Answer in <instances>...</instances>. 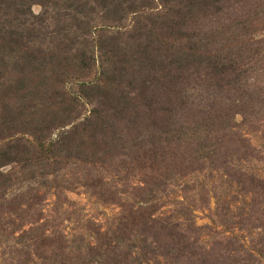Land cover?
Masks as SVG:
<instances>
[{
	"label": "rangeland",
	"instance_id": "rangeland-1",
	"mask_svg": "<svg viewBox=\"0 0 264 264\" xmlns=\"http://www.w3.org/2000/svg\"><path fill=\"white\" fill-rule=\"evenodd\" d=\"M83 1L0 0V264H264V0Z\"/></svg>",
	"mask_w": 264,
	"mask_h": 264
},
{
	"label": "trees",
	"instance_id": "trees-1",
	"mask_svg": "<svg viewBox=\"0 0 264 264\" xmlns=\"http://www.w3.org/2000/svg\"><path fill=\"white\" fill-rule=\"evenodd\" d=\"M22 1V2H21ZM32 1H36V0H20V5L22 6V10H28V8H29V5H28V3H31ZM38 1H40V2H44L45 0H38ZM91 1V3H96L98 0H90ZM90 1H88V0H85V1H83V4H86V5H88L89 3H90ZM104 2H107L108 0H103ZM143 4H144V2H142ZM121 6V3L119 2V4L117 3V5H113V7H114V9L116 8V7H118V6ZM13 9H16V10H20V9H18L17 7H16V5H15V7L13 8ZM133 11H136L135 9H133ZM81 12V11H80ZM79 12V13H80ZM11 25V23L10 22H8V28H9V31L7 32L6 31V33H8V34H10V39H12L13 37H20L21 35L20 34H18V33H16L14 30H13V27H11L10 26ZM16 34H17V36H16ZM18 40L19 39H17V42H18ZM0 41H1V38H0ZM13 42V44L15 45L16 44V40L14 41H12ZM37 52H43L41 49L39 50H36ZM86 120H88L89 121V119H86ZM12 139H13V137H12ZM62 141H61V143L62 144H67V143H69L70 142V140L68 139V138H63L62 137V139H61ZM6 147L8 148V152H7V154H6V156H0V164H4V163H6V162H9V161H14L15 160V158H13V156H11V155H9V153H12L9 149L11 148V146L10 145H8V143L6 144Z\"/></svg>",
	"mask_w": 264,
	"mask_h": 264
}]
</instances>
